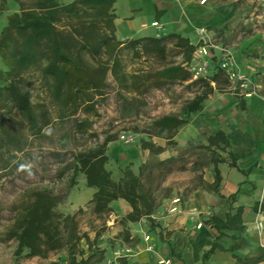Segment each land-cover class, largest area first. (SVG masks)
<instances>
[{
  "label": "trees",
  "instance_id": "16d2710c",
  "mask_svg": "<svg viewBox=\"0 0 264 264\" xmlns=\"http://www.w3.org/2000/svg\"><path fill=\"white\" fill-rule=\"evenodd\" d=\"M15 1L19 11L7 16L6 25L0 32V60L7 69L5 75L0 70V155L5 149L14 157L9 147L19 146L20 133L12 134L9 131L12 125L17 129L27 127L34 134H39L52 123L47 110H36L42 106L32 103L26 79L37 81L46 89L54 87L67 105L73 109L80 106L86 114H96L97 101L104 97L108 88L109 73L117 79L119 89L137 94H144L150 88L185 82L187 88L194 90L193 96L180 108L183 115L199 110L203 100L215 88L219 91L224 89L219 84L214 88L207 78L192 77L185 64L190 62L196 45L179 33L117 40L114 34L116 0H73L68 4H61L60 0ZM123 50L132 51L136 58L150 57L161 63L168 60L169 53L176 51L184 64L168 62L154 73H131L127 76L121 73L120 56ZM215 70L212 82H216L222 74L217 68ZM243 98H239L241 107ZM13 111L21 116V120L5 119V114ZM162 120L168 123V127L177 125L169 118ZM74 127L75 131L84 132L90 123L81 120ZM109 141L110 138H105L96 148L75 154L71 162L57 172L56 178L62 179L70 172L69 184L72 185L78 173L83 174L86 186L95 191L92 201L97 212L106 209L112 201L121 199L130 207L121 220L122 224L144 218L150 229H155L157 225L152 215L159 206L156 192L160 183L155 187L146 185L141 178L142 173L135 174L130 167L123 168L119 178L114 179L106 168ZM220 141L227 145L221 131L208 137V146H218ZM140 147L150 152L163 151L161 146L145 139L140 140ZM231 165L235 166L233 162ZM214 173L212 188L215 189L219 181L216 164ZM234 198V195L230 197L231 200ZM241 216L242 208L238 207L233 213L227 212L224 220L216 216L209 218L207 223L219 234L203 253L202 264H207L215 250H224L217 242L224 236L222 229L238 233V236H230L233 243L228 251H234L246 243L241 236L245 229ZM159 236L162 238L161 232ZM120 237L124 243H128L130 233L124 230ZM82 239L90 242L87 234L80 232L74 215L55 212L50 204L37 198L18 210L0 234V242L13 241L16 244V258H45L49 252L64 250L67 264H91L95 255H99L98 261L101 260L104 251L99 249L84 257L83 251L78 250V243ZM118 261L125 264L122 258Z\"/></svg>",
  "mask_w": 264,
  "mask_h": 264
},
{
  "label": "rangeland",
  "instance_id": "374dc122",
  "mask_svg": "<svg viewBox=\"0 0 264 264\" xmlns=\"http://www.w3.org/2000/svg\"><path fill=\"white\" fill-rule=\"evenodd\" d=\"M21 1L30 3L34 0ZM72 1L61 0L60 3L68 4ZM205 4L221 18L220 24L201 28L205 30L203 36L207 40L211 56L205 78L212 82L216 60L221 55V49L227 48L242 73L251 78L253 75H261L260 82L257 81L260 87L256 93L264 94V0H206ZM18 11L19 6L15 0H0V32L4 27L2 22L5 16ZM148 15L149 12L144 10L138 16L139 21L141 17L144 19ZM161 34L162 32H158V35ZM149 36H154V33ZM203 36L199 30L196 31L193 44H203ZM176 54V51L169 53L168 60L161 63L150 57L136 58L132 51L123 50L120 56L121 73L127 76L131 73H154L168 62L182 63L181 56ZM0 70L4 75L7 72L1 60ZM26 80L32 103L42 106L36 110H47L52 123L39 134H34L27 127L17 129L12 125L9 128L12 134L20 133V143L18 148L9 147L14 157L5 149H2L0 155V234L10 224L16 212L36 198L50 204L55 212L74 215L82 233L104 235L111 232L112 225L120 228L117 234L112 235L113 238L120 237L124 230L130 233L132 225L129 226L128 222L126 225L122 224L123 217L115 218L116 209L110 203L101 212L95 210V203L92 201L95 191L86 186L83 174L78 173L72 185L69 184L70 172L62 179L56 178L57 172L71 162L75 154L96 148L105 138H110L106 147V154L109 156L106 168L113 178L118 179L123 168L130 167L135 174L142 173L141 178L146 185L155 187L160 183L156 192L159 204L171 195L172 186L200 184V172L212 160L219 161L224 156L223 152H226L223 144L219 148H211L202 143L207 141L208 129L202 123L204 117L209 119L208 111L201 108L193 115H183L180 112L181 104L193 96L194 89L186 86L163 85L150 88L144 94H137L119 89L117 79L109 73L108 88L104 97L97 101L96 114H86L80 106L73 109L67 105L63 97L57 95L54 87L46 89L37 81ZM218 84L224 88L223 91L215 88ZM211 85L215 88L214 93L205 104L214 98L227 97L230 93L241 96L222 74ZM163 118L176 121L177 125L168 127ZM5 119L21 120V116L13 111L6 113ZM81 120H87L90 127L87 131L77 132L74 126ZM189 128H197L199 135L184 144L185 139L191 136ZM122 135L125 136L124 139H121ZM141 139L161 146L163 151L157 153L140 146L135 148V145H140ZM115 206L122 210L124 203L121 201L115 203ZM144 224L148 225V222L143 219L135 223L146 228ZM153 230L157 232L156 229ZM150 231L152 229H147V232ZM148 237L147 234L142 236L146 242ZM136 241V237H133L129 238L128 243L122 242L132 247ZM90 243L91 241L88 243L82 239L78 243V250L83 251L84 255H87L89 248L96 252L98 247L92 248ZM110 243L113 248L115 239H111ZM15 248L13 241L0 242V264L24 263V259L28 257L16 258ZM61 252L65 251H52L47 257ZM98 256L95 255L92 261H98ZM111 258L119 260L122 257L113 253Z\"/></svg>",
  "mask_w": 264,
  "mask_h": 264
},
{
  "label": "crops",
  "instance_id": "0c3cea01",
  "mask_svg": "<svg viewBox=\"0 0 264 264\" xmlns=\"http://www.w3.org/2000/svg\"><path fill=\"white\" fill-rule=\"evenodd\" d=\"M199 1L116 0L115 37L119 41H125L152 33L158 36V32L179 33L193 44L196 31L203 26L218 25L221 21L217 13L210 11L209 5L200 4ZM144 10L149 15L144 19L141 17L139 21L138 16ZM6 18L7 16L2 22L3 26L6 25ZM153 22L157 26H152ZM253 79L260 82L261 75H253ZM185 85V82L180 84L181 87ZM213 93L214 90L211 94ZM211 94L201 103V108L208 111L209 118L204 117L202 123L208 129L207 141L202 143L208 146V137L221 131L227 145L220 141L218 146L208 147L219 148L223 144L226 146L224 156L219 161L212 160L200 172V184L172 186L171 195L162 200L152 215L157 232L153 229L147 232L149 223L144 224L146 228H143L135 225L139 221L128 222L129 226L132 225L130 238L136 237L137 240L132 247L126 246L121 237H112L120 230L117 226L112 225L111 232L104 235L87 233L91 247L97 246L104 251L102 259L91 264H120L116 258H111L113 253L121 256L125 264H202L203 253L219 234L207 221L212 216L224 220L227 212L233 213L238 207L242 208L241 217L245 229L241 236L246 243L234 251H228L233 243L230 236H238V233L222 229L224 236L217 242L224 250H215L207 264H264V94L255 93L244 97L243 107L239 103L240 97L231 93L205 104ZM189 129L191 136L185 139L184 144L199 135L197 128ZM138 146L140 145H135V148ZM232 162L235 166L231 165ZM215 164L219 171V181L214 189L212 184L215 180ZM232 195L235 196L233 200L230 199ZM121 201L124 208L118 210L115 203ZM110 206L116 209L115 218L124 217L130 211L129 205L121 199L112 201ZM259 222L262 223L261 229H258ZM143 234L149 236L148 242L143 240ZM111 239H115L113 248ZM87 252L85 258L92 253L91 248ZM21 264H67V255L61 252L46 258L34 256L25 258Z\"/></svg>",
  "mask_w": 264,
  "mask_h": 264
},
{
  "label": "built area",
  "instance_id": "2783aa9c",
  "mask_svg": "<svg viewBox=\"0 0 264 264\" xmlns=\"http://www.w3.org/2000/svg\"><path fill=\"white\" fill-rule=\"evenodd\" d=\"M206 0H200V4H205ZM152 26H157L156 22L151 23ZM200 34L203 36L205 34L204 29L199 30ZM203 38V44L197 45L193 51L192 58L187 64V69L190 71L192 77L195 78H205L208 74V68L210 66V54L209 46L207 45V40ZM221 55L216 60V68L222 72L227 81L231 84L234 90L243 97H248L256 93V90L260 87V84L242 73L232 55V53L227 48L221 49ZM213 84V82H211ZM125 136H121L124 139ZM262 228V223H258V229Z\"/></svg>",
  "mask_w": 264,
  "mask_h": 264
}]
</instances>
